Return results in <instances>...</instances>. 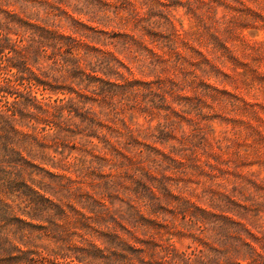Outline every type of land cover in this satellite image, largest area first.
Listing matches in <instances>:
<instances>
[{"label":"rangeland","instance_id":"obj_1","mask_svg":"<svg viewBox=\"0 0 264 264\" xmlns=\"http://www.w3.org/2000/svg\"><path fill=\"white\" fill-rule=\"evenodd\" d=\"M19 19L0 264H264V0H0L23 46Z\"/></svg>","mask_w":264,"mask_h":264},{"label":"trees","instance_id":"obj_2","mask_svg":"<svg viewBox=\"0 0 264 264\" xmlns=\"http://www.w3.org/2000/svg\"><path fill=\"white\" fill-rule=\"evenodd\" d=\"M19 21L21 23L27 24L29 26L30 33L26 34L25 32H23L21 35V39H20V41H22L24 39V35L26 34L28 36V38H27L28 44L27 45L19 46V45L15 44L14 42H12L7 36L6 29H5V32L0 33V53L3 52L4 50L8 51V53L6 55H4V54L1 55L2 61H0V70L1 69H7L8 67H9V70H11L10 68H12V67L15 69V72L13 74L9 75L8 77H4L0 81V92L1 93L7 92V88H9V87L16 86L15 83H13V81L23 80L24 77H22V76L25 75L24 73L26 71H31L30 67H28L29 62L31 60V57H30V55L29 56L27 55V52L30 50V48L34 46L32 48V50L36 49L39 51L41 49L40 47L44 46L43 45L44 44V36L41 35V34H44V29H41V31L38 32L37 28L34 25L28 24L26 21H23L22 19H19ZM5 25L6 24H4L2 22L0 24V29H1V27H3V28H7V30H9L8 25L6 27H4ZM35 33H36V35H35ZM64 43L65 42H62V44H60V45H57V44L54 45V48L52 50L53 56H56L59 58L63 57L64 53L61 50V48H62ZM92 63L93 62H91V61H87V63H85V64H88L89 66H91ZM93 65H95V64L93 63ZM83 67L85 68L86 65H84V66L78 65L77 66L78 71L80 72L81 75L86 74V71ZM102 82L107 83L109 85H114V84L107 82V81H102ZM4 96L7 97L6 94ZM21 104H22L21 101L17 98H13L12 100H6V107L8 108V110H10L13 113V115H15L16 113H19L20 115H22V110L20 108ZM43 106H44L43 104H40L39 108L42 109ZM2 111H4V110H2ZM2 111H0V122L2 125L9 127L6 132H11L13 134V136H15L17 134H21L20 131H17L14 128V125L12 124V120L9 119V117L8 118L4 117V113ZM91 120H92L91 122L96 123L94 121L95 118H92ZM202 223H204V221H202ZM205 228L206 227H203V229H205ZM196 250L200 251L201 249H196ZM195 252L196 251H194V253H193L194 255L197 254ZM202 252L203 251H200L199 254L196 255L194 258L188 257L186 260L189 262H193V261L202 262V260H200V256H202Z\"/></svg>","mask_w":264,"mask_h":264}]
</instances>
